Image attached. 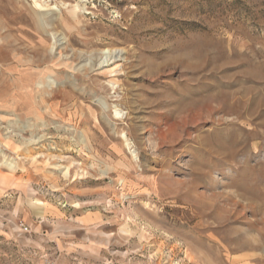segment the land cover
<instances>
[{"label": "rangeland", "instance_id": "obj_1", "mask_svg": "<svg viewBox=\"0 0 264 264\" xmlns=\"http://www.w3.org/2000/svg\"><path fill=\"white\" fill-rule=\"evenodd\" d=\"M47 263L264 264V0H0V264Z\"/></svg>", "mask_w": 264, "mask_h": 264}, {"label": "bare ground", "instance_id": "obj_2", "mask_svg": "<svg viewBox=\"0 0 264 264\" xmlns=\"http://www.w3.org/2000/svg\"><path fill=\"white\" fill-rule=\"evenodd\" d=\"M121 50H106L105 53L110 60H115L116 58L121 56Z\"/></svg>", "mask_w": 264, "mask_h": 264}, {"label": "built area", "instance_id": "obj_3", "mask_svg": "<svg viewBox=\"0 0 264 264\" xmlns=\"http://www.w3.org/2000/svg\"><path fill=\"white\" fill-rule=\"evenodd\" d=\"M47 264H51V263H47Z\"/></svg>", "mask_w": 264, "mask_h": 264}]
</instances>
